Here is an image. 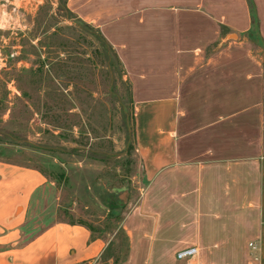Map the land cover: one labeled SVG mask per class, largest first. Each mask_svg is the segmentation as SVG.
I'll list each match as a JSON object with an SVG mask.
<instances>
[{
	"label": "crops",
	"instance_id": "crops-1",
	"mask_svg": "<svg viewBox=\"0 0 264 264\" xmlns=\"http://www.w3.org/2000/svg\"><path fill=\"white\" fill-rule=\"evenodd\" d=\"M250 1L254 19L248 0H69L114 48L133 98L144 184L119 264H179L187 246L198 264H264V63L224 43L257 24ZM46 184L0 157V264L95 263L106 240L85 225L29 226Z\"/></svg>",
	"mask_w": 264,
	"mask_h": 264
},
{
	"label": "rangeland",
	"instance_id": "rangeland-1",
	"mask_svg": "<svg viewBox=\"0 0 264 264\" xmlns=\"http://www.w3.org/2000/svg\"><path fill=\"white\" fill-rule=\"evenodd\" d=\"M15 5L7 4L12 20L0 28V157L46 177L30 227L81 223L106 240L93 264H119L121 220L144 184L125 71L106 61L96 26H83L69 0H19L13 12ZM255 10L257 24L227 31L224 43L264 63V0Z\"/></svg>",
	"mask_w": 264,
	"mask_h": 264
},
{
	"label": "trees",
	"instance_id": "trees-1",
	"mask_svg": "<svg viewBox=\"0 0 264 264\" xmlns=\"http://www.w3.org/2000/svg\"><path fill=\"white\" fill-rule=\"evenodd\" d=\"M248 1L250 2V10H251L252 17L254 19L251 1L250 0H248ZM82 22H83V24H85L83 26H85V27L90 29L91 26L87 25V22H85V21H82ZM92 30H93V32H95V35L98 37V39L100 40V42H101V44L103 46L102 54L105 57L106 61H108V63H110V62H112V60H114L115 62L119 63V60H118V57H117L115 51L113 50L112 46L108 43V41L104 38V36L100 33L98 28L95 27ZM109 49L111 50V53H112L111 55H109V53H108ZM120 70H121V68H120Z\"/></svg>",
	"mask_w": 264,
	"mask_h": 264
},
{
	"label": "built area",
	"instance_id": "built-area-1",
	"mask_svg": "<svg viewBox=\"0 0 264 264\" xmlns=\"http://www.w3.org/2000/svg\"><path fill=\"white\" fill-rule=\"evenodd\" d=\"M248 245L253 249L255 248L253 243H248ZM197 249L195 246H187L177 250L174 253V258L179 261V264H198L195 260Z\"/></svg>",
	"mask_w": 264,
	"mask_h": 264
},
{
	"label": "clouds",
	"instance_id": "clouds-1",
	"mask_svg": "<svg viewBox=\"0 0 264 264\" xmlns=\"http://www.w3.org/2000/svg\"><path fill=\"white\" fill-rule=\"evenodd\" d=\"M9 3H15L17 7L19 6V0H6L5 4H0V28L8 27L9 21L12 20L11 14L6 10ZM13 12H15V8ZM15 23L19 24V20L17 19Z\"/></svg>",
	"mask_w": 264,
	"mask_h": 264
}]
</instances>
